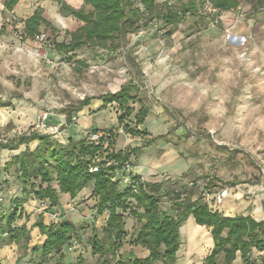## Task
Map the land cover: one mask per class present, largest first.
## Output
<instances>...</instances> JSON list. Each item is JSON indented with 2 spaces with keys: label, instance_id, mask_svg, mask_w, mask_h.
Segmentation results:
<instances>
[{
  "label": "rangeland",
  "instance_id": "rangeland-1",
  "mask_svg": "<svg viewBox=\"0 0 264 264\" xmlns=\"http://www.w3.org/2000/svg\"><path fill=\"white\" fill-rule=\"evenodd\" d=\"M164 1L156 0V4L161 6ZM167 1L175 9L187 2ZM238 1L234 11L216 16L199 4L195 14L186 15L185 21L173 27L171 35L166 33L168 27L155 21L124 37L115 49L84 46L72 53H59L54 48L68 41L67 32L56 29L55 22H51L52 32L41 29L42 42H24L19 19L5 13L3 24L9 36H0V102L11 106L0 107V141L35 131L37 118L43 113H47L46 128L37 132L55 139L62 128L48 120L59 115L65 118L66 111H71L73 118L74 109L84 98L98 99L131 82L138 88L134 113L139 103L149 111L141 127L148 139L136 140L140 152L130 157L131 162L137 157L145 167L150 162L157 164L151 181L162 182L164 190L186 186L193 190L194 198L203 191H224L219 203L211 201L212 194L204 197L221 215L242 213L244 202L249 201L251 209L264 213V191H260L264 187V0ZM81 26L77 23L75 31ZM16 48L22 51L19 64L9 63ZM109 108L91 115L92 129L110 132V150L114 151L115 143L116 149L121 148L126 134L116 121L120 113L117 106ZM126 123L132 127L133 116ZM144 142L149 144L142 148ZM12 171L8 169L9 174ZM4 174L0 165V180ZM88 191L73 210L64 212L59 200L53 208L59 213L53 219L70 220L81 228L75 244L62 249L63 264H94L96 260L87 239L93 224L101 236L106 214L96 217V200ZM39 205L34 206L33 214L48 213ZM169 206L168 199L162 198L160 209L169 211ZM124 223L123 256L136 225L128 212ZM197 230L192 231L196 239ZM181 239L184 242V235ZM31 242L39 244L36 238ZM14 256L12 264H21L25 257L18 252L20 258L14 262ZM27 257L35 259L31 254ZM55 261L53 256L48 264Z\"/></svg>",
  "mask_w": 264,
  "mask_h": 264
},
{
  "label": "trees",
  "instance_id": "trees-1",
  "mask_svg": "<svg viewBox=\"0 0 264 264\" xmlns=\"http://www.w3.org/2000/svg\"><path fill=\"white\" fill-rule=\"evenodd\" d=\"M54 1L61 16H71L83 23L78 30L67 32V42L54 45L59 53H72L84 46L115 49L124 37L155 21L168 27L166 33L171 35L173 27L185 21L186 15L195 14L199 4H204V0H187L175 9L168 5L167 0L161 6L156 4V0H82L83 7L88 8L84 11L82 8L74 9L62 0ZM208 1L223 12L234 11L239 2ZM17 2L5 0L4 10L11 12ZM40 26L50 28V24L42 18V9H37L24 21L21 40L34 41L40 34ZM70 59L66 58L68 61ZM137 90L131 82L121 85L117 92L100 97L101 109L116 105L120 111L116 121L123 125L124 133L132 138H145L147 133L141 127L149 111L139 103V109L134 113L132 104L138 101ZM92 99L80 101L74 113L81 111ZM10 106L9 103L0 102V107ZM64 115L65 128L72 124V112L66 111ZM131 116L132 127L128 123L124 124ZM33 142L36 146L30 149L29 144ZM108 143L109 149L88 144L84 137L76 141L69 138L62 143L51 135L37 131H28L5 142L0 141V152L26 146L24 151L4 165L6 170H14L20 190L19 196L12 198L4 214L0 215V249L15 245L18 252L22 253L20 257L29 253L35 258L32 264H48L53 256L56 257L54 264H63L62 249L78 238L81 228L68 220L44 224L42 214L26 227L28 216L24 214V205L29 200L37 201L38 205L45 202L46 210L53 212V208L58 205L59 195L65 194L74 199L83 190H90V196L96 200V217L106 214L101 236L97 235L93 224L87 239L91 255L96 257L94 264H175L180 247L179 230L189 216L193 217L197 225L210 229L213 247L202 264H232L237 252L241 254L243 264H264V220L257 221L249 215H221L204 199L203 194L211 192L203 191V194L194 198L193 190L186 186L164 190L162 182L152 183L142 181L138 175H124V166L128 165L131 156L140 152V148L114 152L110 150L112 139ZM148 144L145 143L142 148ZM97 159L96 172H90ZM110 161L112 163L108 164ZM125 177L130 181L126 186L122 181ZM2 185L0 180V191ZM162 198L168 199L169 211L160 209ZM1 204L0 201V207ZM126 212L136 223L128 245L146 250L148 256L144 259L136 258L132 253L123 256V252H120L126 238ZM21 219L24 223L17 224ZM33 229H37L44 238L40 245L29 246ZM253 251L258 255H252Z\"/></svg>",
  "mask_w": 264,
  "mask_h": 264
},
{
  "label": "crops",
  "instance_id": "crops-1",
  "mask_svg": "<svg viewBox=\"0 0 264 264\" xmlns=\"http://www.w3.org/2000/svg\"><path fill=\"white\" fill-rule=\"evenodd\" d=\"M62 1H64L66 4L70 5L74 9H79V8L83 7L82 0H62ZM4 2H5V0H0V36H2V37L9 36V34H8L9 29L5 24H3V20L4 19L7 20L5 13H7V15H11L12 19H17V18L19 19V20L17 19L21 25L19 35L21 34V30L24 26V21L26 19H28L37 9H42V18L50 24V28H46L45 26H40L39 33H41V29H46V30L50 29V31L52 32L53 29H55V28H52V24H51L52 21L55 22L54 25L56 26V29L65 30V32H68V33L75 31V29L77 28V23H80V25H83L82 22H79L78 20H76L75 18H73L71 16L67 17V18H64L63 16H61L59 11H58V5L54 0H18L17 4L15 5V7L13 8V10L11 12H7L4 10ZM4 17H6V18H4ZM20 39H21V37H20ZM25 41H27V40H24V42ZM28 41H30V40H28ZM20 53H22L21 49L16 48V51H14V53L10 57L11 60H9V63H18L19 64L18 60H20V58H21ZM5 75H7V73H5L4 76ZM117 91H115V92H117ZM115 92H109V93H115ZM109 107H110V105L107 106V109L110 110ZM101 108H102V101L100 98L90 100L89 104L86 107H83L81 111H79L78 113H75V117H73L75 120L72 121V124H70L68 127H65V128L63 127L64 123H65V118L63 115H59V116L53 118L52 120H48V122L53 123V124L55 123L54 125H57L58 127L64 128V129H62V132H60V134L56 135L55 139H59L58 141L64 143L69 138H71L75 141L83 138L84 133L87 130H89V131L93 130L92 129L93 128V126H92L93 121H92L91 115L99 112V110ZM98 129H100V128H98ZM96 130H97V128H96ZM119 135H120V131H119ZM124 137L126 140L120 149H116V143H115V145L113 146V149H115L114 152L123 151V150H125L123 148L126 146H130L131 149L139 148L136 140H140V138H138V137L132 138L129 135H124ZM145 138L148 139L147 136ZM35 146H36L35 142L29 144L30 149H34ZM25 148H26V146L22 145L17 150H14V151L2 150L0 152V162H1L0 165H1V167L4 168L5 163L9 162V160L13 156L19 155L22 151H24ZM156 165L157 164L151 165V162H150L149 166L145 167L144 165L139 163L138 158L135 157L133 162H131L129 159L127 173L133 174V175H138L142 181L156 183L158 181H156L154 178L151 181V171L153 168H157ZM12 172H13V174H9L8 170L5 169V174L1 180L3 185L1 186L0 200L3 203L1 204V207H0V211H1L0 215H3L5 210L8 208V206L10 204V200H12V198H14L16 196H19L20 188H19V185L16 181V175L14 173V170ZM125 179H126V177L123 178V180H122L123 184H126L124 182ZM248 190H250V188ZM87 192H89V191L83 190L74 199H71L68 195H65V194L59 195V198H58L59 204L63 207L64 212H67L68 210H73V208L75 206H77V204L80 201H82V199H84V196H86ZM258 196H259V200L263 199L262 194H260ZM5 198H8L7 199L8 201ZM244 203L246 206H244V208H243L244 211L242 213L239 212V213H236L233 215H223V216L234 217V216L240 214L243 216L249 215L250 217H252L253 219H255L257 221L264 220V213L263 212H261V211H260V213L257 212L258 211L257 208L251 209L250 208V205H251L250 201L247 203L246 202H244ZM252 205H255V204L253 203ZM34 206H38V202L35 200H29L24 205V214L29 216L28 222L26 223L28 227L38 217V214L35 215L32 213V211L34 210ZM75 208H77V207H75ZM41 214H42V216L45 215V216H43V222H47V223H44V224H48L52 221H57V220H66L63 218L53 219L52 216L54 214L59 216V213L54 212V211L53 212L48 211V213H44V211H43V213H41ZM22 221H24V220H22ZM68 221H70V220H68ZM195 228L198 229L196 231L198 239H196L194 237V234L192 233L193 229H195ZM179 233H180V247L176 253L177 260H176L175 264H202V260L210 253V251L213 247L210 229H207L203 226L197 225L195 223L193 217L189 216L187 218V220L182 224V226L179 230ZM181 235H184V242L181 239ZM30 236H31V239L36 238L37 240H39V244H37V245H40L44 240V238L39 235L37 229H33ZM70 243L75 244V241L72 240ZM30 245L32 246V245H36V244L31 242ZM14 250H17V247L15 245H9V246H5V247L1 248L0 249V264H12V262H13L12 257L14 256L13 254H15V256H14V262H15V260H17V258H18L16 256L18 252H14ZM19 253L21 255V252H19ZM126 253H132L138 259H144L148 256V252L146 250L142 249L141 247H129V249L127 250ZM28 254L23 258L21 264H32V259L29 260V258L27 257ZM252 255L257 256L258 253L253 251ZM18 264H20V263H18ZM232 264H243L242 260H241V254L239 252L236 253L235 260L232 262Z\"/></svg>",
  "mask_w": 264,
  "mask_h": 264
},
{
  "label": "built area",
  "instance_id": "built-area-1",
  "mask_svg": "<svg viewBox=\"0 0 264 264\" xmlns=\"http://www.w3.org/2000/svg\"><path fill=\"white\" fill-rule=\"evenodd\" d=\"M204 8L206 9V11L210 14V15H218L220 12H222L221 10H219L218 8L214 7L211 3H209L208 0H204V4H203ZM44 39V35L43 34H38L36 37H35V41L36 42H42ZM47 119V113H43L41 114L38 118H37V121H36V124L34 125V129L35 131H39L41 129H44L46 128V124H45V121ZM75 119L72 118V121H74ZM52 132H57V130H52ZM55 134H60L59 133H55ZM84 138H85V141L88 143V144H93L94 146H101L103 149H109V143L108 141L112 139V134L109 133V132H106L104 130H100V129H97L95 131H89L87 130L85 133H84ZM99 163V160H95V165L90 169V172H96L97 168H98V164ZM112 163V161H110L108 164ZM126 170H128V165H125L124 166V171L126 172ZM125 183H129V178L126 177V179L124 180ZM256 191V190H255ZM254 190L250 192V194H253L255 192ZM260 191L263 192L264 191V187H260ZM209 193H204L203 196L208 198L209 197ZM212 196L214 197L213 198V201L216 199V202L219 203L223 197L225 196V192L222 191V192H217V194L213 193ZM1 201V200H0ZM43 210L46 209L47 207V203L45 202H42L40 203L39 205Z\"/></svg>",
  "mask_w": 264,
  "mask_h": 264
}]
</instances>
